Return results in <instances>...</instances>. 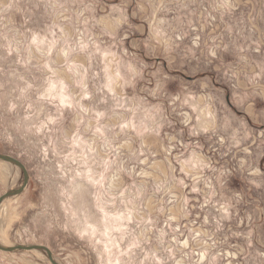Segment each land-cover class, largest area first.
Instances as JSON below:
<instances>
[{
  "label": "rangeland",
  "instance_id": "374dc122",
  "mask_svg": "<svg viewBox=\"0 0 264 264\" xmlns=\"http://www.w3.org/2000/svg\"><path fill=\"white\" fill-rule=\"evenodd\" d=\"M0 154L2 246L264 264V0H0Z\"/></svg>",
  "mask_w": 264,
  "mask_h": 264
},
{
  "label": "water",
  "instance_id": "95a60500",
  "mask_svg": "<svg viewBox=\"0 0 264 264\" xmlns=\"http://www.w3.org/2000/svg\"><path fill=\"white\" fill-rule=\"evenodd\" d=\"M0 161L9 163L10 165L18 168L21 171L22 176H23V181H22V184H21V186L19 188L15 189V190H10V191L6 192L3 196L0 197V205H1V203L4 200H6L7 198L15 197V196H18V195L21 194L23 192V190L25 189L26 185H27L29 177H28V174H27V170L25 169V167L18 160L14 159L12 157L0 154ZM0 251L1 252H7V253H12V252H17V251H43L47 255V258H48V260H49V262L51 264H58V263H56L53 260L52 254L49 251V249L44 247V246L34 245V246L5 247V246H2L0 244Z\"/></svg>",
  "mask_w": 264,
  "mask_h": 264
},
{
  "label": "bare ground",
  "instance_id": "6f19581e",
  "mask_svg": "<svg viewBox=\"0 0 264 264\" xmlns=\"http://www.w3.org/2000/svg\"><path fill=\"white\" fill-rule=\"evenodd\" d=\"M4 163H6V162H4ZM6 164H9V163H6ZM103 216H105V215H103ZM105 217H106V216H105ZM105 233H106V232H105ZM0 242L3 243L1 240H0Z\"/></svg>",
  "mask_w": 264,
  "mask_h": 264
}]
</instances>
